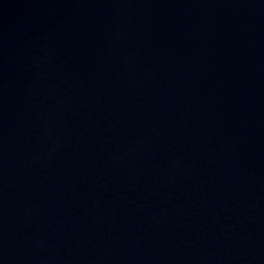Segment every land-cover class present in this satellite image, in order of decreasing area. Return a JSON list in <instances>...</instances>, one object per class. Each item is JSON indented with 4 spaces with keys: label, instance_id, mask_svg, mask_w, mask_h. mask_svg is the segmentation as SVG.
Wrapping results in <instances>:
<instances>
[{
    "label": "water",
    "instance_id": "95a60500",
    "mask_svg": "<svg viewBox=\"0 0 264 264\" xmlns=\"http://www.w3.org/2000/svg\"><path fill=\"white\" fill-rule=\"evenodd\" d=\"M0 264H264V0H0Z\"/></svg>",
    "mask_w": 264,
    "mask_h": 264
}]
</instances>
